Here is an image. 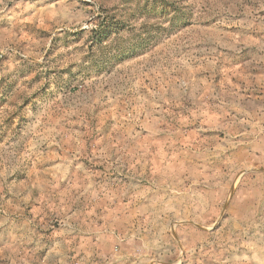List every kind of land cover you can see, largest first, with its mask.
Returning <instances> with one entry per match:
<instances>
[{
  "label": "rangeland",
  "instance_id": "obj_1",
  "mask_svg": "<svg viewBox=\"0 0 264 264\" xmlns=\"http://www.w3.org/2000/svg\"><path fill=\"white\" fill-rule=\"evenodd\" d=\"M126 186L132 260L264 264V0H0V264L112 259Z\"/></svg>",
  "mask_w": 264,
  "mask_h": 264
},
{
  "label": "crops",
  "instance_id": "obj_2",
  "mask_svg": "<svg viewBox=\"0 0 264 264\" xmlns=\"http://www.w3.org/2000/svg\"><path fill=\"white\" fill-rule=\"evenodd\" d=\"M125 188L126 191L124 192V197L121 199H119L120 197H117L120 206L117 207V211H113V218L108 227L112 234L120 237L119 240L122 245L112 259H106L102 264H143V260H132L130 258L131 254L125 249L128 240L135 238L139 242L145 244L146 236L151 233H153V235H161L164 233L163 236H166V231L164 230L167 229L171 231L173 225V230L176 231V228L180 226V222H178L176 218L173 219L171 217L170 219L167 215L160 213L158 208L154 213L145 215L147 213V205L145 204L146 199H143L145 194L134 198L137 195L134 194L132 190L130 191L127 186ZM163 191H166L168 197L170 194L171 199H169L168 202H165L166 206L170 207V205L174 204L173 201H177V198H175V193H177L175 186L167 185ZM151 192L156 194L155 188H153ZM150 199L151 197L148 198V200ZM152 205L157 206L158 203L156 202ZM158 212L163 216H160ZM194 218L195 219H192V221L198 223V217ZM147 247H149V244H147Z\"/></svg>",
  "mask_w": 264,
  "mask_h": 264
},
{
  "label": "built area",
  "instance_id": "obj_3",
  "mask_svg": "<svg viewBox=\"0 0 264 264\" xmlns=\"http://www.w3.org/2000/svg\"><path fill=\"white\" fill-rule=\"evenodd\" d=\"M96 28H97L96 26H92L91 24L90 25H85L83 27L84 30H91V31H93Z\"/></svg>",
  "mask_w": 264,
  "mask_h": 264
},
{
  "label": "trees",
  "instance_id": "obj_4",
  "mask_svg": "<svg viewBox=\"0 0 264 264\" xmlns=\"http://www.w3.org/2000/svg\"><path fill=\"white\" fill-rule=\"evenodd\" d=\"M106 25V24H105ZM104 27V26H103ZM103 27H102V25H99V29H103ZM98 29V30H99ZM98 30H96V31H91L92 33H96V32H98Z\"/></svg>",
  "mask_w": 264,
  "mask_h": 264
}]
</instances>
